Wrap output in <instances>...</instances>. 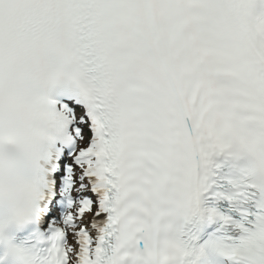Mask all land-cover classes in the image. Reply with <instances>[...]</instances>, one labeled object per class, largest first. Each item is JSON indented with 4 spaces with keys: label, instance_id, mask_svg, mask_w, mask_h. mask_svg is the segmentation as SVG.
Instances as JSON below:
<instances>
[{
    "label": "snow or ice",
    "instance_id": "1",
    "mask_svg": "<svg viewBox=\"0 0 264 264\" xmlns=\"http://www.w3.org/2000/svg\"><path fill=\"white\" fill-rule=\"evenodd\" d=\"M0 264H264V0H0Z\"/></svg>",
    "mask_w": 264,
    "mask_h": 264
}]
</instances>
